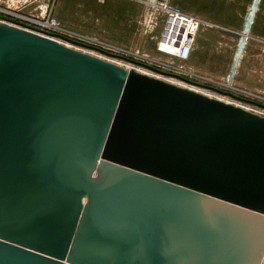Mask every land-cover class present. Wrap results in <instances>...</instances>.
<instances>
[{"label": "water", "instance_id": "obj_1", "mask_svg": "<svg viewBox=\"0 0 264 264\" xmlns=\"http://www.w3.org/2000/svg\"><path fill=\"white\" fill-rule=\"evenodd\" d=\"M0 21V264H263L264 115ZM56 37V38H54Z\"/></svg>", "mask_w": 264, "mask_h": 264}, {"label": "rangeland", "instance_id": "obj_2", "mask_svg": "<svg viewBox=\"0 0 264 264\" xmlns=\"http://www.w3.org/2000/svg\"><path fill=\"white\" fill-rule=\"evenodd\" d=\"M126 2L130 1H116V7L118 8H116V20L121 21L129 13L131 8L128 7ZM257 2L258 0H172V3L183 11L215 25V27L203 26L198 31L192 53L189 59L186 60L159 50L158 44L156 50L152 49L150 45H144V48L130 47L131 45L125 44L128 42L129 36L127 35L116 34V39L115 36L91 35L86 33L84 28L80 26L79 20L74 25V23L68 20L64 21L63 16L58 19L61 27L64 29V36L72 40L101 48L109 53L125 56L164 72L177 74L194 82L213 86L241 98L264 104V0H261L258 7L251 32L252 17L244 26L248 12ZM51 5L52 3L26 4L22 7L21 12L35 18L41 16L43 12H50L52 9ZM2 6L0 1V7ZM156 12L162 14L165 28L167 20L165 12L160 10H156ZM156 12L154 14L157 15ZM52 13L57 17L59 16L57 11H52ZM61 41L73 48L120 65H126L128 68H134L143 73L149 72L148 74L150 75L178 85L194 88L211 97L243 106L250 111L264 115V109L256 105L236 100L207 88L183 82L177 78L161 75L143 66L107 56L94 49L74 45L65 40ZM239 41L242 44L237 49ZM246 41L247 44L244 49ZM132 44L137 43L132 40ZM230 71L232 76L235 75L232 81L231 79L228 81H231V85L227 82V76Z\"/></svg>", "mask_w": 264, "mask_h": 264}, {"label": "crops", "instance_id": "obj_3", "mask_svg": "<svg viewBox=\"0 0 264 264\" xmlns=\"http://www.w3.org/2000/svg\"><path fill=\"white\" fill-rule=\"evenodd\" d=\"M6 10H21L26 4L52 3L51 8L57 11L60 18L74 23L79 20L86 33L97 36H115L124 34L129 36L130 47L144 48L150 45L157 49V44L164 30L162 14L151 8L147 0H127L131 8L121 21L116 20L117 0H0ZM126 1V0H122ZM172 1V0H171ZM118 9V8H117ZM79 12V13H78ZM154 12L157 13L154 14ZM66 16V18H64ZM162 18V19H161ZM162 20V21H161ZM136 42L137 44H132ZM134 45V46H132Z\"/></svg>", "mask_w": 264, "mask_h": 264}, {"label": "built area", "instance_id": "obj_4", "mask_svg": "<svg viewBox=\"0 0 264 264\" xmlns=\"http://www.w3.org/2000/svg\"><path fill=\"white\" fill-rule=\"evenodd\" d=\"M146 3L151 8L165 12L167 16L165 28L158 43V49L176 55L181 59H189L193 50L196 35L203 26L215 27L214 24L183 11L180 7L174 5L171 0H147ZM260 3L261 0H258V2L252 6V9L248 12L246 20L244 22L245 26L248 20L251 17L253 18V23L251 25L250 32L254 24V19L256 17V13ZM0 11L2 13L0 15V18L2 19L1 21L8 22L10 24H15L14 22H16L26 27L29 26L41 32H47L53 35L64 36L65 34L63 32V27H61L59 19L55 15H53L52 9L50 12H43L41 13V16H37L35 18L30 15L23 14L21 10L12 11L6 10L4 7H0ZM56 39L61 41V39L59 38ZM247 41L245 43L244 49L246 47ZM241 44L242 43H240L239 41L237 49L240 47ZM172 48H174L175 51H170V49ZM231 71L227 76V82L230 79L231 81L234 79L235 75L232 76ZM231 81L228 82L230 83L229 85H231Z\"/></svg>", "mask_w": 264, "mask_h": 264}, {"label": "bare ground", "instance_id": "obj_5", "mask_svg": "<svg viewBox=\"0 0 264 264\" xmlns=\"http://www.w3.org/2000/svg\"><path fill=\"white\" fill-rule=\"evenodd\" d=\"M170 51H175V49L174 48H172V49H170ZM124 66H126V65H124ZM147 71V70H146ZM149 73V72H148Z\"/></svg>", "mask_w": 264, "mask_h": 264}]
</instances>
